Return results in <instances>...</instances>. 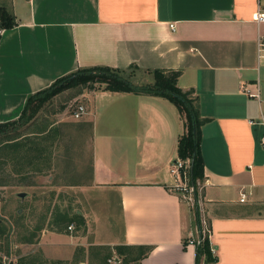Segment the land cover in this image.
I'll return each mask as SVG.
<instances>
[{
	"label": "crops",
	"instance_id": "0c3cea01",
	"mask_svg": "<svg viewBox=\"0 0 264 264\" xmlns=\"http://www.w3.org/2000/svg\"><path fill=\"white\" fill-rule=\"evenodd\" d=\"M258 8L264 0H9L16 25L0 33V123L17 119L30 95L79 68L179 71L178 87L193 92L200 117L208 119L201 127L196 208L210 227L214 264H264L262 130L248 123L264 114V60L256 61L264 23L252 19ZM145 77L143 83L152 82ZM253 82L259 102L239 90ZM78 97L85 114L60 115L50 125L77 127L75 145L56 144L43 178L56 189L103 191L115 200L118 230L91 246L148 247L133 264H195L196 247L188 240L196 213L172 190L169 173L184 132L176 108L162 98L102 89ZM104 109L111 117L101 126ZM31 166L29 174L38 173ZM81 166L88 170L77 178ZM20 186L38 183L31 178ZM242 188L245 203L239 202ZM43 238L52 261L70 262L77 247L88 246L52 230Z\"/></svg>",
	"mask_w": 264,
	"mask_h": 264
},
{
	"label": "rangeland",
	"instance_id": "374dc122",
	"mask_svg": "<svg viewBox=\"0 0 264 264\" xmlns=\"http://www.w3.org/2000/svg\"><path fill=\"white\" fill-rule=\"evenodd\" d=\"M8 8L9 0H0V15L3 11H8ZM124 74L134 83H140V81L143 83L146 79L145 73L139 75L134 72H125ZM103 88L102 85H96L93 90L84 89L79 92V89H73L61 93L38 113V116H44L42 121H38L36 125L32 121L30 124L32 127L21 131L25 136L15 140L11 146L0 145V264L126 263L123 257L116 254L113 247L90 245L94 241L106 242L112 235V231L118 230V210L112 196L103 191H92V189L84 191V194L80 190L56 189L50 185L51 181L48 182L47 177L45 176L44 179V174L42 175L46 164H49L51 168L56 144L64 150L70 143L74 146L75 137L78 136L77 127L72 124L61 123L51 127L50 125L57 122L60 115L69 118L77 105H83L84 101L78 97L81 92L103 90ZM110 117L109 111L104 109V114L99 116L101 126ZM119 117L117 115V119ZM43 129L45 134H41V138L29 137L32 131L33 134H38ZM117 135H119V130ZM63 150L57 151L63 152ZM73 153L75 156L78 155L77 149ZM30 164H32L31 168L33 164L35 165L38 173L29 174ZM70 170H76V168L73 167ZM79 170L82 173L77 178L83 177V171L86 172L88 169L81 166ZM31 178L37 180L38 187L30 189L20 186L22 183L26 184V181ZM20 192L26 193L23 199L16 196ZM188 207L194 214L196 213L198 221L205 219L201 217L199 209L195 206L189 204ZM56 212L73 218L72 224L69 223L72 225L71 230H68L69 225L67 224L50 226V222L58 220L57 215L59 214ZM79 215L83 218V222ZM206 224L209 225L207 221ZM37 227L40 229L37 230ZM46 230H52L64 237L71 235L80 238V242L88 246L86 249L77 247L70 262L52 261L46 257L47 253L40 245L41 242L42 244L45 242L44 238L41 241V237ZM127 264L133 263L128 262Z\"/></svg>",
	"mask_w": 264,
	"mask_h": 264
},
{
	"label": "trees",
	"instance_id": "16d2710c",
	"mask_svg": "<svg viewBox=\"0 0 264 264\" xmlns=\"http://www.w3.org/2000/svg\"><path fill=\"white\" fill-rule=\"evenodd\" d=\"M15 25L16 21L13 13L10 10L3 11L0 15V33L3 30L13 28ZM135 70H137L135 66H130L127 70L95 66L79 68L70 74L56 79L48 87L30 95L26 99L17 119L0 123V145L11 146L15 143V140L23 135L25 136L21 131L31 127V122L38 117V113L42 108L61 93L73 89H79V92L84 89L93 90L96 85H102L104 91L162 98L176 108L183 120L184 126V132L177 143V158L190 161V183L195 187L196 181L203 179L204 164L200 151L201 127L208 119L200 117L197 98L193 96V92L191 90L183 91L178 87L179 71L162 69L146 70L144 73L152 76V82L134 83L124 73L134 72ZM44 131L43 129L38 134H42ZM57 214L55 215H57L58 220H53V223L50 222V226L53 224L55 226L67 224L68 226L69 223L74 221L62 215L61 212ZM80 220L82 221V219ZM38 229L40 227H37ZM114 251L118 256L123 257V261H126L125 264H127L128 262L133 263L145 257L149 252V248L115 246ZM124 258L126 259L124 260ZM202 260L204 264H214L216 261L211 254L208 237L200 245L196 246L195 264H200Z\"/></svg>",
	"mask_w": 264,
	"mask_h": 264
},
{
	"label": "built area",
	"instance_id": "2783aa9c",
	"mask_svg": "<svg viewBox=\"0 0 264 264\" xmlns=\"http://www.w3.org/2000/svg\"><path fill=\"white\" fill-rule=\"evenodd\" d=\"M252 19L257 24L264 23V9L258 8L257 11L253 14ZM169 28L174 30V25L170 24ZM261 60H264V35H259L256 40V61L259 63ZM240 92H242L247 98L256 99L258 102L260 101V93H259V84L258 82L253 83H244L239 86ZM85 114V108L83 105H77L76 108L72 112V117L74 119H79L82 115ZM250 126H256L261 128L262 135L259 141L260 148L264 150V114L260 113L258 120H249ZM190 161L189 160H181L176 159L173 163H171L169 167V173L173 176L175 180V184L172 187V190L179 194L181 198L189 205L191 204L193 207L197 206V187L192 186L190 183ZM248 198V193L244 188L239 190V202L245 203ZM72 229V225L68 226V230ZM210 230L209 225L206 224L205 219H201L198 221V225L196 227L194 238L188 240V245H194L195 247L200 245L206 237L209 238ZM191 237V236H190ZM211 253L212 248H210Z\"/></svg>",
	"mask_w": 264,
	"mask_h": 264
},
{
	"label": "water",
	"instance_id": "95a60500",
	"mask_svg": "<svg viewBox=\"0 0 264 264\" xmlns=\"http://www.w3.org/2000/svg\"><path fill=\"white\" fill-rule=\"evenodd\" d=\"M17 197H19L20 199H23L26 196V193L20 192L16 194Z\"/></svg>",
	"mask_w": 264,
	"mask_h": 264
}]
</instances>
